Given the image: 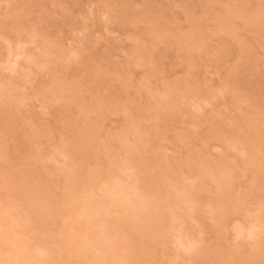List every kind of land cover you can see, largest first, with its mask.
Masks as SVG:
<instances>
[{"label": "rangeland", "instance_id": "obj_1", "mask_svg": "<svg viewBox=\"0 0 264 264\" xmlns=\"http://www.w3.org/2000/svg\"><path fill=\"white\" fill-rule=\"evenodd\" d=\"M0 264H264V0H0Z\"/></svg>", "mask_w": 264, "mask_h": 264}]
</instances>
